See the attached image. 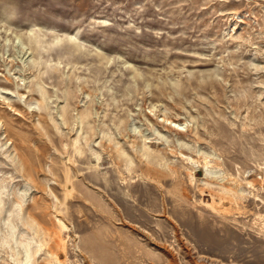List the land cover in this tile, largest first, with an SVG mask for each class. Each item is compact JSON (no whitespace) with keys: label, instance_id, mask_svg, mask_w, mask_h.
Here are the masks:
<instances>
[{"label":"rangeland","instance_id":"rangeland-1","mask_svg":"<svg viewBox=\"0 0 264 264\" xmlns=\"http://www.w3.org/2000/svg\"><path fill=\"white\" fill-rule=\"evenodd\" d=\"M0 264H264V0H0Z\"/></svg>","mask_w":264,"mask_h":264},{"label":"bare ground","instance_id":"bare-ground-1","mask_svg":"<svg viewBox=\"0 0 264 264\" xmlns=\"http://www.w3.org/2000/svg\"><path fill=\"white\" fill-rule=\"evenodd\" d=\"M161 121L164 123V126L169 125L170 128H172V129H174L176 131L182 130V128H179V126L182 125L181 123H177L174 120H169V119H167V117H166V119H163ZM157 170L160 171L161 169H155V171H157Z\"/></svg>","mask_w":264,"mask_h":264}]
</instances>
